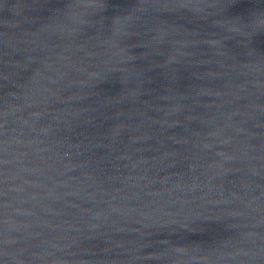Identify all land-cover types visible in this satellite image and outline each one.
Listing matches in <instances>:
<instances>
[{"label": "water", "instance_id": "obj_1", "mask_svg": "<svg viewBox=\"0 0 264 264\" xmlns=\"http://www.w3.org/2000/svg\"><path fill=\"white\" fill-rule=\"evenodd\" d=\"M262 243L264 0H0V264Z\"/></svg>", "mask_w": 264, "mask_h": 264}, {"label": "snow or ice", "instance_id": "obj_2", "mask_svg": "<svg viewBox=\"0 0 264 264\" xmlns=\"http://www.w3.org/2000/svg\"><path fill=\"white\" fill-rule=\"evenodd\" d=\"M104 0H94L95 6L102 7ZM157 5L167 9L169 5H175L177 7H187L189 0H153Z\"/></svg>", "mask_w": 264, "mask_h": 264}]
</instances>
